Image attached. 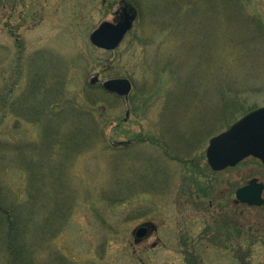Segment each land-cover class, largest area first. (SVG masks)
I'll return each mask as SVG.
<instances>
[{"label":"rangeland","instance_id":"1","mask_svg":"<svg viewBox=\"0 0 264 264\" xmlns=\"http://www.w3.org/2000/svg\"><path fill=\"white\" fill-rule=\"evenodd\" d=\"M128 1L134 28L105 52L90 36L122 0H0V196L28 199L31 154L48 166L27 235L35 264H264V206L234 204L264 165L213 173L205 159L232 117L264 107V0ZM113 79L131 81L127 100L100 94ZM43 91L61 121L49 106L42 117ZM56 134L85 146L46 160Z\"/></svg>","mask_w":264,"mask_h":264},{"label":"water","instance_id":"2","mask_svg":"<svg viewBox=\"0 0 264 264\" xmlns=\"http://www.w3.org/2000/svg\"><path fill=\"white\" fill-rule=\"evenodd\" d=\"M134 20L132 10H124L121 22L116 25L104 23L92 33L91 44L100 50L115 51L132 29ZM96 82L97 78L92 80V84ZM103 89L127 99L132 91V85L127 79H115L105 82ZM249 158H254L264 165V107L250 112L227 131L212 138L206 150L207 164L216 173L235 168ZM263 191L264 184L252 179L246 186L236 191L235 203L262 207ZM147 233L148 227L145 225L136 231L135 236L140 241Z\"/></svg>","mask_w":264,"mask_h":264},{"label":"trees","instance_id":"3","mask_svg":"<svg viewBox=\"0 0 264 264\" xmlns=\"http://www.w3.org/2000/svg\"><path fill=\"white\" fill-rule=\"evenodd\" d=\"M100 94L105 98L114 99L115 101H119V99L115 96H112L104 91H100ZM46 95V92L43 91V98ZM45 99L47 100L46 108L42 111V117L47 118L49 113H52L54 116L51 118H54L56 120L61 119L58 115L60 113L59 111H53L52 107L55 105L61 104V99L56 102H53V99H47V96H45ZM92 101V100H91ZM68 103V102H67ZM92 105L95 104V102L91 103ZM48 106L51 109V111L48 113ZM66 106H72V102L66 104ZM75 106V105H74ZM255 109L249 110V112L253 111ZM86 112V111H85ZM248 111L245 113H249ZM55 114L57 117H55ZM244 114V115H245ZM231 116V115H230ZM86 118V117H85ZM231 124H228V127L232 125L237 120H234ZM61 121V120H59ZM41 124V123H39ZM93 129L95 127L92 125ZM86 141L85 137H78L75 136L72 138V140H63L59 135L56 134L54 138L51 139L50 142L45 143L44 147L45 149L49 150L47 155L45 156V159L49 161L54 159V153L51 151L53 147H63L67 150H72L73 148H77L78 146L84 147ZM88 141V139H87ZM135 142V140L133 141ZM136 142L143 143L145 140L138 139ZM84 143V144H83ZM87 143V142H86ZM125 145L129 146L128 142L125 143ZM41 158V156L38 158V155L31 154V159L27 165H25V168L28 172V180L27 185L28 187V199L25 202H19V204H9L8 200H4L0 196V240L5 243L6 252H7V259L8 264H35V258L34 254L32 252L31 246H29L27 240V235L31 233V235H36V230H31V225L33 223H36L37 215L39 213V189L37 188V185L39 184L40 177H43L44 172H47L48 166H45L44 163L39 164L38 160ZM38 159V160H37ZM184 166L187 167L192 172L196 171L195 164H188L186 162L183 163ZM44 169H43V168ZM39 168L43 169L42 171L39 170ZM208 169V167H207ZM209 170V169H208ZM48 174V172L46 173ZM197 175H204V173H201V170H199ZM1 192V190H0ZM44 204V203H43ZM62 209H58L60 211Z\"/></svg>","mask_w":264,"mask_h":264},{"label":"flooded vegetation","instance_id":"4","mask_svg":"<svg viewBox=\"0 0 264 264\" xmlns=\"http://www.w3.org/2000/svg\"><path fill=\"white\" fill-rule=\"evenodd\" d=\"M124 10H127V11H130V10H132V13H133V15L135 16V20H134V22H133V28H134V24H135V22H136V20H137V17H138V11H137V9L133 6V3L131 2V1H124V0H122V2H121V4H120V9L118 10V12H115L114 13V18H113V21L112 22H104V23H111V24H114V25H116L117 23H119V22H121V15L124 13ZM133 30V29H132ZM132 32V31H131ZM131 32H129L128 33V35L127 36H129L130 34H131ZM127 36L125 37V39L127 38ZM124 39V40H125ZM234 204H235V202H234ZM143 225V224H142ZM150 225V227L151 228H149L148 229V233H147V236L149 237L152 233H154L155 232V228H153V226H152V224L150 223L149 224ZM155 229V230H154ZM152 230H154L153 232H152ZM228 236L230 237V234L228 233ZM147 237V238H148ZM146 238H144V239H142L139 243H137V244H140L143 240H145Z\"/></svg>","mask_w":264,"mask_h":264}]
</instances>
